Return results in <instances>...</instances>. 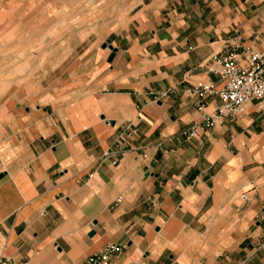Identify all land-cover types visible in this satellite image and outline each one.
Returning a JSON list of instances; mask_svg holds the SVG:
<instances>
[{
  "label": "crops",
  "instance_id": "crops-1",
  "mask_svg": "<svg viewBox=\"0 0 264 264\" xmlns=\"http://www.w3.org/2000/svg\"><path fill=\"white\" fill-rule=\"evenodd\" d=\"M106 30L69 41L45 87L0 103V258L264 264V105L197 137L210 57L264 49V0H102ZM112 7L111 9H109Z\"/></svg>",
  "mask_w": 264,
  "mask_h": 264
},
{
  "label": "rangeland",
  "instance_id": "rangeland-1",
  "mask_svg": "<svg viewBox=\"0 0 264 264\" xmlns=\"http://www.w3.org/2000/svg\"><path fill=\"white\" fill-rule=\"evenodd\" d=\"M106 8L102 0H0V103L46 87L69 41L107 29Z\"/></svg>",
  "mask_w": 264,
  "mask_h": 264
},
{
  "label": "built area",
  "instance_id": "built-area-1",
  "mask_svg": "<svg viewBox=\"0 0 264 264\" xmlns=\"http://www.w3.org/2000/svg\"><path fill=\"white\" fill-rule=\"evenodd\" d=\"M243 59H240L235 49H222L210 57L212 63L218 66L210 68L218 73L219 81L201 79L188 88L189 93L198 96V108L204 106V96L215 94L219 98L217 106L212 111H202L200 121L194 122L185 132L187 137H197L214 126L218 118H234L252 100L264 105V49L245 48ZM264 220V208L261 212ZM258 247L264 248V241H259ZM120 251V246L107 243L86 257L78 264H111V257ZM0 264H16L6 256L0 258Z\"/></svg>",
  "mask_w": 264,
  "mask_h": 264
}]
</instances>
